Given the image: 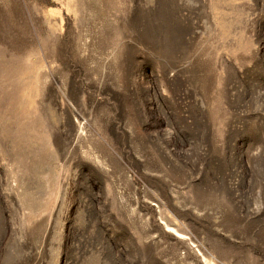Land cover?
<instances>
[{"label": "rangeland", "instance_id": "rangeland-1", "mask_svg": "<svg viewBox=\"0 0 264 264\" xmlns=\"http://www.w3.org/2000/svg\"><path fill=\"white\" fill-rule=\"evenodd\" d=\"M0 264H264V0H0Z\"/></svg>", "mask_w": 264, "mask_h": 264}]
</instances>
